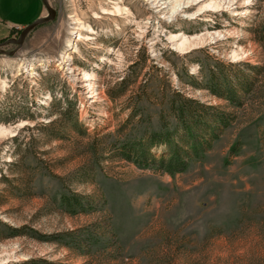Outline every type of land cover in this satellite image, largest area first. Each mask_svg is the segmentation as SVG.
Returning <instances> with one entry per match:
<instances>
[{
    "label": "rangeland",
    "instance_id": "374dc122",
    "mask_svg": "<svg viewBox=\"0 0 264 264\" xmlns=\"http://www.w3.org/2000/svg\"><path fill=\"white\" fill-rule=\"evenodd\" d=\"M47 1L0 47V264H264V0ZM32 6L0 0V43Z\"/></svg>",
    "mask_w": 264,
    "mask_h": 264
},
{
    "label": "trees",
    "instance_id": "16d2710c",
    "mask_svg": "<svg viewBox=\"0 0 264 264\" xmlns=\"http://www.w3.org/2000/svg\"><path fill=\"white\" fill-rule=\"evenodd\" d=\"M247 88L248 86L246 85V89ZM207 89L211 92V94H213L218 98H225L227 96L226 99L234 101L235 98L237 97L235 96L236 90H234V88L230 86V84L227 83V81L224 78L221 80L217 79L214 74H211L209 76V83ZM220 89H225L226 94H223ZM224 116H225L224 118H221L220 120L215 119V121H217L218 124H222V127L226 128L229 125L227 123L228 117H226V115ZM186 129L189 132L192 131V128L190 127ZM213 133H214V129L212 127H209V134H213ZM198 141L196 140L192 141L193 143H191L190 146L193 159L198 158L199 155H201L204 152L203 144L199 143ZM132 156H134V161L137 162L138 166L140 167L150 166L155 169H159L170 176H174L175 174L182 173L187 170V165L184 162V158L182 157L181 153L177 148H173V147L170 148L169 158L167 160H163L161 158L159 160H155V158L151 156L147 150L133 148L132 146L128 148L124 147L123 157L126 160H130ZM187 156L189 155H186V157ZM74 200H75L74 205H78V207L81 208V201L77 198H75ZM1 228L2 231L0 230V233H2V235L0 234V240L4 238L18 237L22 233V229L12 228L7 224L3 223L2 221H0V229Z\"/></svg>",
    "mask_w": 264,
    "mask_h": 264
},
{
    "label": "water",
    "instance_id": "95a60500",
    "mask_svg": "<svg viewBox=\"0 0 264 264\" xmlns=\"http://www.w3.org/2000/svg\"><path fill=\"white\" fill-rule=\"evenodd\" d=\"M42 4H43V7L45 8L46 10V15L41 17V18H38L37 20H35L34 22L28 24L27 26H25L21 32H20V35L17 39H8L6 40L5 42L3 43H0V47L6 45V44H14V45H17L18 47H20L25 38L27 37V35L34 29L36 28L37 26L43 24V23H46V22H49L51 20H53L55 18V15H56V11L50 6L49 2L47 0H41ZM18 50L15 49L13 52H11L9 55H13L16 51ZM3 52L0 51V54H2Z\"/></svg>",
    "mask_w": 264,
    "mask_h": 264
},
{
    "label": "crops",
    "instance_id": "0c3cea01",
    "mask_svg": "<svg viewBox=\"0 0 264 264\" xmlns=\"http://www.w3.org/2000/svg\"><path fill=\"white\" fill-rule=\"evenodd\" d=\"M31 2H32L33 6L31 8L32 11L28 12V13H30L27 17L28 21H25L24 23L17 22V23H14L15 26L14 25H11V26L23 28V27L27 26L28 24H30L32 21L44 16L45 8L43 7L41 0H31Z\"/></svg>",
    "mask_w": 264,
    "mask_h": 264
},
{
    "label": "bare ground",
    "instance_id": "6f19581e",
    "mask_svg": "<svg viewBox=\"0 0 264 264\" xmlns=\"http://www.w3.org/2000/svg\"><path fill=\"white\" fill-rule=\"evenodd\" d=\"M68 49V48H67ZM65 54L62 56V58H64ZM86 76L83 74L82 77L78 78L80 83H84L86 82ZM82 87H86L88 89V91L91 89L90 85H83Z\"/></svg>",
    "mask_w": 264,
    "mask_h": 264
}]
</instances>
